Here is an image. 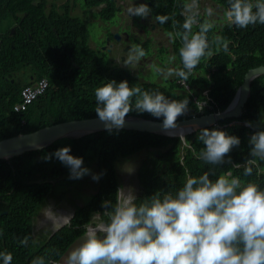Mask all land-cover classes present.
Here are the masks:
<instances>
[{"label": "clouds", "instance_id": "obj_1", "mask_svg": "<svg viewBox=\"0 0 264 264\" xmlns=\"http://www.w3.org/2000/svg\"><path fill=\"white\" fill-rule=\"evenodd\" d=\"M48 1L55 2L57 7H63L62 4L67 2V8L57 11L61 15L68 11L69 16L75 19L74 34L79 33L80 40L93 52L96 50L103 53L102 57L97 56L103 58L104 69L100 70L101 74L109 75L114 71L121 74L120 71L124 69L131 73L128 67H121L120 64L134 63L133 69L137 74L144 73L155 79L149 81L144 78L140 81L133 74L129 82L125 77L102 78V84L94 90L95 113L109 131L122 127L127 115L161 121L163 129H170L178 121L220 113L231 105L236 91L222 110H215L214 100L209 97V86L203 83L189 86L186 82L189 72L195 76V80L202 76L210 77L209 72L202 73L200 69H195L201 57L206 67L208 61L213 60L211 53L207 52L208 41L205 35L212 24L207 20L209 24H202L199 32H195L194 28L200 23V16H207L199 11V8L207 9L205 5L186 13L181 0H173L169 6L153 0L155 4L151 8L144 3L147 0H95L93 4H77L73 0ZM166 5L170 8V15L178 19L167 17L165 13L169 14V11ZM116 10L119 12V24L133 34V39L137 38L138 32L142 38L136 42L145 44L148 41L150 46L147 43L134 48L129 44H120L126 35L122 36L109 23ZM44 11L48 12L49 9L45 8ZM104 11L108 18L102 16ZM75 12L77 16L73 15ZM209 12H212L211 9ZM18 16L21 18L23 15ZM137 16H146L151 20L146 24L149 30L143 34H139V31L146 27L137 25ZM225 16L229 23L240 27L255 22L264 23V0H230ZM9 19L10 16L0 28L4 29ZM99 20L107 21L104 27ZM90 24L91 28L98 26L104 30L103 43L98 47L93 48L92 43L88 45L86 26ZM15 27L10 26L13 30L9 37H13L17 31ZM175 46L180 48V58L175 54ZM223 47L227 51V42ZM150 53H158L156 57L159 60L154 62L155 59L148 56ZM43 58L46 66H49L47 57ZM145 66L148 68L147 73ZM24 77L23 71L12 72L2 77L0 82V97L6 102L18 100L12 106L15 112L26 113L29 105L48 88V80L43 77L32 85L21 83L19 98L13 88V94L7 95L4 82L20 83ZM157 78L160 80L157 81ZM199 88L205 90L202 93L196 92ZM184 89L187 91L184 92ZM27 90L35 95L27 98ZM193 92H196V97L203 95L205 99L196 100ZM179 93H190L198 107L192 116L181 120L177 117L188 110V98H170ZM131 97L136 101L135 110L130 113ZM249 98L250 95L247 101ZM246 103L239 117L227 118L229 121L225 123L220 124L227 119L188 134L197 136L198 143L194 142L193 137L187 141L188 135H161L179 138L178 153L175 155L179 166H185L184 159L188 152L200 160L205 168H217L223 163L232 166L231 170L217 175L214 180L204 170L199 176L186 174L182 186L174 189L160 188L152 166L145 159L151 149H139L123 155L119 151L115 153L118 156L116 162L110 158L105 163L72 155L70 145L46 154L45 160L54 157L67 167L68 178L72 180L64 185L73 192L66 193L61 200H50L39 208L32 220L31 229L33 235H39L41 229L48 230V235L45 239L38 240L36 237L35 240L42 242L38 246L44 249L54 233L71 225L79 207L84 209L85 220L78 228H83L84 232L75 237L56 259L37 257L32 263L27 260L14 263L10 248L6 247L4 241H0V264H264V113L259 115L260 123L256 125L244 121L242 118L249 114ZM203 107H207L208 111H204ZM7 110L9 108L6 103L0 100V114ZM235 125L248 129L241 141L238 136L224 131L226 127ZM181 144L184 146L180 147ZM242 144L245 146L244 151L240 147ZM232 152L238 153L236 160L231 159ZM154 156L158 157L157 154ZM122 161H126L123 166ZM144 167L148 172H145ZM103 173L113 177H103ZM159 175L166 180H176L168 173ZM84 188L88 191L82 193ZM110 196L114 198L113 202L107 199ZM141 196L144 201L138 203ZM60 203L61 208H57ZM7 214L8 210L0 212V216ZM60 224L62 226L53 232ZM26 241L25 236L20 243ZM65 254L67 263L60 261Z\"/></svg>", "mask_w": 264, "mask_h": 264}, {"label": "trees", "instance_id": "obj_2", "mask_svg": "<svg viewBox=\"0 0 264 264\" xmlns=\"http://www.w3.org/2000/svg\"><path fill=\"white\" fill-rule=\"evenodd\" d=\"M77 1L88 4L96 2L73 0V2ZM158 1L169 6L173 0ZM67 5V2L62 4L64 8H67ZM167 5L165 7L169 11V14L165 13L167 17L178 19L175 15H170V8ZM63 7H57L55 2L49 3L48 0H0V25L10 16L4 29L0 28V82L2 77L12 72L23 71L25 75L20 83L4 82L7 95L13 94V88L19 98L21 83L26 86L43 77L48 80L46 92L29 105L26 113L13 110L12 106L18 100L6 102L0 97L9 108L0 114V139L32 132L58 122L97 117L95 88L102 84L103 77H124L115 71L109 75L101 74L100 70L104 69L103 58L97 56L103 53L96 50L93 52L83 40H80L79 33L74 34L75 19L69 16L68 11L62 15L57 11ZM45 8L49 11H44ZM19 14L23 16L19 18ZM102 16L108 18L106 11L102 12ZM205 20H207L205 16H200V23L194 27L195 32L200 31V26ZM13 25L16 26L17 31L13 37H9V28ZM236 30L237 32L234 33L233 29L225 27L220 32L221 37L232 42L229 51L233 55H228L224 49L217 47L219 41L213 39L209 28L205 33L208 41L207 52L216 53L218 56L214 61L209 60L207 67L203 66L201 57L195 69H200L202 73L209 72L210 77L202 76L195 80V76L189 72L186 79L189 86L198 83L209 86V97L214 100L215 110H222L228 104L248 69L264 65V23H250L245 27L238 26ZM259 34L261 36L257 38ZM173 49L180 58V48L175 46ZM45 56L49 66H46L44 61ZM151 86L157 88L156 85ZM193 95L196 97V92H193ZM185 97L188 98V110L177 117L179 120L192 116L198 109L190 93L185 95L179 93L170 98L182 100ZM197 99L204 100L205 96L197 95ZM130 101L132 104L131 98ZM245 106L248 107L249 114L242 119L251 121L253 125L260 123L259 115L264 113V76L251 83L250 98ZM203 110L208 111L207 107H203ZM227 121L229 119L220 124ZM247 130L246 127L237 125L224 129L227 133L238 136L240 141L243 140ZM192 137L188 135L186 140L189 141ZM178 142V137L168 138L136 131L108 130L80 137L61 138L42 150L28 152L10 160H0V204L3 207L0 212L8 210L7 215L0 216V231H2L0 241H4L6 247L10 248L14 257L12 261L17 263L27 260L32 263L37 257L56 259L75 237L84 232L83 228H78V225L85 220L84 209L79 207L71 225L64 226L54 233L44 249L38 246L42 242L38 243L34 239L31 224L39 208L48 204L50 200H61L66 193L73 192L64 185L72 180L68 178L67 167L54 157L45 160L46 154H51L59 147L70 145L72 155L105 163L110 158L116 162L118 156L115 153L119 151L123 155L139 149L148 151L151 149L152 151L145 156L146 163L152 166L157 185L168 189L182 186L186 174L199 176L202 171L207 170L209 178L214 180L217 175L232 169V166L226 162L217 168H205L191 152L185 156V166H179L175 158L178 153ZM240 147L244 151V144ZM231 155L233 160L238 158L237 152H232ZM144 168L145 172H148L147 168ZM159 173H168L176 180H166ZM102 176L113 177L105 173ZM55 187L58 190L54 192ZM107 199L114 201L112 196ZM25 236L27 241L20 243Z\"/></svg>", "mask_w": 264, "mask_h": 264}, {"label": "water", "instance_id": "obj_3", "mask_svg": "<svg viewBox=\"0 0 264 264\" xmlns=\"http://www.w3.org/2000/svg\"><path fill=\"white\" fill-rule=\"evenodd\" d=\"M261 75H264V65L249 69L244 74L242 83L238 86L231 105L223 112L209 113L207 115L178 121L175 127L170 129H163L161 127V121L147 118L141 119L127 115L125 116L122 127L112 129L134 130L159 135H177L184 137L202 128L210 127L218 121L239 117L250 95L251 83ZM103 130L108 129L104 127V124L97 117L58 122L30 133L0 140V159H10L24 153L42 150L61 138L80 137ZM62 224H64V221ZM62 224L53 229V232L61 227Z\"/></svg>", "mask_w": 264, "mask_h": 264}, {"label": "rangeland", "instance_id": "obj_4", "mask_svg": "<svg viewBox=\"0 0 264 264\" xmlns=\"http://www.w3.org/2000/svg\"><path fill=\"white\" fill-rule=\"evenodd\" d=\"M57 1V0H56ZM62 0H58V2H61ZM77 4H78V1L76 2ZM206 6H209V5H206ZM211 7H214V6H211ZM199 11L201 12V13H205L207 16H206V19L208 20V22H210L211 24H214L215 22L214 21H216V18L217 17H219L220 16V14L219 13H217V14H214L213 12L214 11H212V12H205L203 9H201V8H199ZM71 15V14H70ZM74 16H77V13L75 12L74 14H73ZM193 17H195L194 15H192ZM217 16V17H216ZM94 17H96V15H94ZM224 19L225 20H227V18L226 17H224ZM195 20H196V18H195ZM207 20H205V22H204V24H209L208 22H207ZM100 21V20H99ZM101 23H102V27H104L105 26V24H106V22L107 21H100ZM141 23H143L142 21H140ZM109 23H111V25L113 26V27H115L116 29H117V31L123 36L124 34L126 35V37L124 38L123 37V39H122V41H124L125 42V44L126 45H128L129 44V46H132V47H134V48H136V46H144L145 44H147L148 43V41L145 43V44H141V43H137L136 41H138V40H140L141 41V38H142V36H137V38L136 39H133V34L132 33H129L126 29H125V26H121L120 24H119V12L116 10L115 12H114V18L109 22ZM101 27V28H102ZM12 28H10L9 29V35L11 34V32H12ZM86 32H87V38H88V45H89V43H92L93 44V48L94 47H98L99 45H101L102 43H103V41H102V38H103V33H104V30H101L98 26H96V27H92L91 28V24L90 25H88V26H86ZM166 33V32H165ZM167 34V33H166ZM148 45L150 46L151 44L150 43H148ZM103 48H104V46L101 48L102 50H103ZM168 52H171V50H168ZM103 55V54H102ZM102 55H98V56H100V57H102ZM125 55H127V54H125ZM148 56H152L155 60H154V62H157L158 60H159V58H157L156 56H158V53H156V54H153V53H150ZM166 58H167V55H166ZM163 63H165V61H163ZM133 64L134 63H131V64H129V65H127V64H123V63H121L120 64V66L121 67H128L129 69H130V71H131V73L128 71V70H126V69H124V70H121L120 71V73L122 74V75H126V76H124L125 78H126V80L129 82V80L130 79H133V76H132V74L133 75H135V79H137V80H140V81H143L144 80V78H147L149 81H155V79H154V77H149L147 74H141V73H139V74H137L136 72H135V70L133 69ZM153 64V63H152ZM108 66L110 67L111 66V64L110 63H108ZM141 66H143V64H141ZM140 69L141 70H143V68H141L140 67ZM147 67L145 66V72L147 73ZM157 81H159L160 80V78H157L156 79ZM205 90V88H199V89H197L196 90V92H201L202 93V91H204ZM187 90L186 89H184V92H186ZM137 99V98H136ZM131 100H132V109H131V111L132 110H135V107H134V105H135V101L136 100H134L133 99V97H131ZM196 137V138H195ZM193 139H194V142L195 143H198V139H197V136H193ZM181 146H184L183 144H181L180 145V147ZM127 161V160H126ZM126 161H122V166L126 163ZM123 173H125L124 171H123ZM58 190V188L57 187H55L54 188V192L55 191H57ZM85 191L87 192L88 191V189H86V188H84V190L82 191V193H85ZM65 201V199H63L62 200V202H64ZM141 201H144V197L143 196H141V197H139L138 198V203L139 202H141ZM61 205H62V203H60V204H58L57 205V208H61ZM105 215V214H104ZM48 230H46V229H41L40 230V232H39V235H36V233L34 234V239H36V237L38 238V240H41V239H45V238H47V235H48ZM60 261H62L63 263H67V256H66V254L60 259Z\"/></svg>", "mask_w": 264, "mask_h": 264}, {"label": "bare ground", "instance_id": "obj_5", "mask_svg": "<svg viewBox=\"0 0 264 264\" xmlns=\"http://www.w3.org/2000/svg\"><path fill=\"white\" fill-rule=\"evenodd\" d=\"M183 3V7H184V11L187 13H190L191 11L196 10L197 8H199L202 4L203 5H209L206 6L207 9H205V12H209V9H211V11H214V14L219 13L220 16L216 18V21H214L215 23L212 24V26L210 27L212 29L211 31V35L213 37L214 40L219 41L216 45L217 47H221V49H224L223 45L225 42H227V51L226 53H228V55H233V53L230 50V45H231V40L230 39H226L221 37L220 32L223 28L225 27H230L231 29H233V32L236 33L237 30L236 28L238 27V25L234 24V23H229L228 20H225L224 17L225 16V11L226 9H228L229 5H230V0H181ZM144 3H147L148 6L151 8L152 5L155 4V1L153 0H147ZM214 6V7H211ZM139 21H142L143 24H148L151 22L150 19L145 17H140L137 16V18H135ZM260 34L257 36V38H260ZM225 50V49H224ZM210 55H212V61H214L218 55L216 53H211ZM252 69V68H251ZM249 70V69H248ZM247 70V71H248ZM246 71V72H247ZM245 72V73H246ZM244 77V76H243ZM238 88V87H237ZM237 89H235L236 91Z\"/></svg>", "mask_w": 264, "mask_h": 264}, {"label": "flooded vegetation", "instance_id": "obj_6", "mask_svg": "<svg viewBox=\"0 0 264 264\" xmlns=\"http://www.w3.org/2000/svg\"><path fill=\"white\" fill-rule=\"evenodd\" d=\"M81 1H83V0H81ZM136 21H137V25H144V26L146 27L145 29L140 30V31H139V34H143V33H145L147 30H149V27L146 26V24L141 23V22H140L139 20H137V19H136ZM137 36H138V32H137ZM120 44L125 45V42L121 41ZM129 48H130V47H129ZM122 55H123V54H122Z\"/></svg>", "mask_w": 264, "mask_h": 264}, {"label": "built area", "instance_id": "obj_7", "mask_svg": "<svg viewBox=\"0 0 264 264\" xmlns=\"http://www.w3.org/2000/svg\"><path fill=\"white\" fill-rule=\"evenodd\" d=\"M33 95H35V93L31 92L30 90H27V92L25 93V96H26L27 98H30V97H32Z\"/></svg>", "mask_w": 264, "mask_h": 264}]
</instances>
